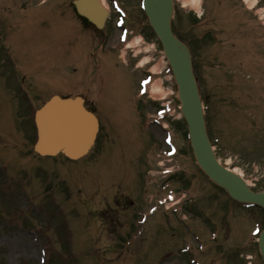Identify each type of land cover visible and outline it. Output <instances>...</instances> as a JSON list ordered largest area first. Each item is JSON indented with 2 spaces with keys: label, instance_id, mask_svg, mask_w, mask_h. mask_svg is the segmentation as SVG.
<instances>
[{
  "label": "rangeland",
  "instance_id": "1",
  "mask_svg": "<svg viewBox=\"0 0 264 264\" xmlns=\"http://www.w3.org/2000/svg\"><path fill=\"white\" fill-rule=\"evenodd\" d=\"M35 1L0 0V45L11 42L0 56V179L4 183L3 187L0 185V264H40L44 258V264H191L181 254L187 244H183L181 237L173 238L168 229L164 230L167 239L158 235L154 247L150 239L144 240L145 236L131 245L125 243L124 213L108 207V200L115 193L110 188L119 180L124 182L121 181L123 190L134 192L142 201L143 180L149 169L153 177L146 182L150 192L144 210L155 203L162 207L159 200L164 201L170 189L176 191L177 201L160 208L146 224L140 225L139 221V227L154 230L158 226H152V222L170 213L173 218L178 217L179 223L175 218L169 223L178 227L176 231L191 244L193 251L204 245L205 253L195 251L190 258L197 264H264L258 237L252 236L255 230L264 228V211L244 209L234 203L198 168L188 145V128L181 114L172 71L162 46L147 25L140 5L142 0H118L129 16L126 26L131 32L130 39L139 36L145 39L141 52L121 50L129 59L125 63L128 67H124L118 65L117 54L110 48L108 51L118 67L100 64L97 77L85 84L84 79L90 73L81 70L84 64L89 66V61L82 58L87 43L80 36V33L85 36L84 30L79 27V33L73 30L69 34L64 29L70 26L67 23L52 24L43 17L39 19L31 9L30 15L21 12L33 7ZM71 1L54 0V10L58 12L66 2L68 8L64 6L61 10L65 18L72 13ZM104 2L109 6V0ZM199 2L205 13L202 18L195 16L192 0H174V28L191 48L202 95H210L208 103L206 100V119L212 149L222 166L244 178L254 190L262 191L264 0ZM256 3L257 8L250 13L247 7ZM113 16L107 35L103 36L110 42H113L112 34L117 41L120 35ZM25 42H30L28 51L24 49ZM146 58L153 61L154 68L162 65L161 70H169V74L162 75L159 69L155 75L158 86L165 93L169 91L167 100L150 93L139 96V81L148 74L149 67L137 69V65ZM61 91H82L90 99L98 98L100 104L94 106L103 123L102 131L107 134L99 141L106 145L112 130L110 149H99L97 154L78 163L63 157L47 160L35 157L36 164L41 163L45 168H34L31 155L26 161L28 142L20 137L29 127L22 117H27L31 107L52 93L69 94ZM168 101L173 110L156 124L153 122L156 111ZM167 132L172 133L179 150L171 159L164 156L168 151L163 141ZM166 170L174 174L164 175ZM43 182L49 185V191L41 189L39 185ZM183 184L188 186V191ZM157 190L160 192L155 196ZM118 194L121 193H117L116 199H120ZM75 206L79 214L70 210ZM134 210L140 211L138 206ZM77 214L80 218L84 214L89 217L83 216L79 223ZM160 220L162 226H159L167 228L168 224ZM187 228L197 232L200 242L185 233ZM76 229L88 234L86 243H72ZM121 237L124 238L117 242ZM131 239L129 236L128 242ZM223 249L228 250L225 260H222ZM171 250L173 253L167 254Z\"/></svg>",
  "mask_w": 264,
  "mask_h": 264
},
{
  "label": "water",
  "instance_id": "2",
  "mask_svg": "<svg viewBox=\"0 0 264 264\" xmlns=\"http://www.w3.org/2000/svg\"><path fill=\"white\" fill-rule=\"evenodd\" d=\"M154 0H145L146 4V12L148 17L151 20V25L156 31L157 35L162 40L166 50L168 52L167 55L171 58V62L173 67L175 68L176 75L178 81L181 85L180 92L182 96V102L185 106V115L189 121L192 140L194 142V147L200 152L201 157L203 159L204 164H206L210 171L215 175L216 179L223 185L229 187V189L234 193V195L240 194L239 197L251 201L254 203H261L264 206V194L255 195L250 192L241 182L238 180L226 176L222 170L215 167V164H211L214 169L213 171L209 167V163L207 160H210L208 157V149L205 143V139L202 128L200 126L198 113L194 104V93H192V83L190 69L188 62V57L178 44V42L173 38L171 31L166 25L167 16L170 11V0H162L161 4V12L157 14L155 9V4H153ZM80 12L91 17H96L97 25L104 20V16H106V11L102 8L98 0H83L78 3V7ZM80 102V101H78ZM73 102H55L51 107L45 112L39 115V123H40V134H41V145L39 151L41 153H57L60 151H65L66 141L65 137L69 134V129L73 125H77L79 129V133L85 134L89 129H84L85 117L84 114H87L83 109L81 103ZM62 104L63 108H68L70 105H74V111H71V115H67L66 112H60V106ZM75 113V114H74ZM96 127H92L91 131L94 132ZM90 137V135L88 136ZM88 144V142H87ZM86 151V147L81 148L79 151H74L72 155H81ZM261 239V251L264 256V233L262 234ZM264 258V257H263Z\"/></svg>",
  "mask_w": 264,
  "mask_h": 264
},
{
  "label": "bare ground",
  "instance_id": "3",
  "mask_svg": "<svg viewBox=\"0 0 264 264\" xmlns=\"http://www.w3.org/2000/svg\"><path fill=\"white\" fill-rule=\"evenodd\" d=\"M200 0H192V3H191V5L192 6H194V8H198L199 7V2ZM155 5H157L156 6V8H158V9H156V11L157 12H159L160 11V6H161V4H160V2H157V3H154ZM127 47H131V46H127ZM153 72H155V69L153 70ZM158 83L156 82V83H154V84H152V86H150V88H151V90H152V92L153 91H157L158 90ZM156 96V95H155ZM207 162L210 164L209 165V167L211 168V170L213 171V169H214V167L212 166L213 165V163H212V160H207ZM212 164V165H211ZM207 165L205 164V170L209 173V174H211V172H210V169L208 168V167H206ZM240 196V194H238V198H239V200L240 201H245L246 202V200L245 199H243V198H241V197H239Z\"/></svg>",
  "mask_w": 264,
  "mask_h": 264
}]
</instances>
